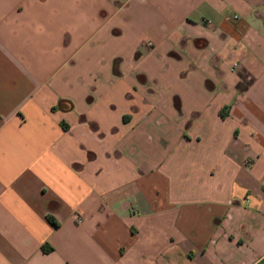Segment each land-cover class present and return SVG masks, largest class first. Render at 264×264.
Here are the masks:
<instances>
[{
	"label": "crops",
	"instance_id": "obj_1",
	"mask_svg": "<svg viewBox=\"0 0 264 264\" xmlns=\"http://www.w3.org/2000/svg\"><path fill=\"white\" fill-rule=\"evenodd\" d=\"M0 264H264V0H0Z\"/></svg>",
	"mask_w": 264,
	"mask_h": 264
},
{
	"label": "built area",
	"instance_id": "obj_2",
	"mask_svg": "<svg viewBox=\"0 0 264 264\" xmlns=\"http://www.w3.org/2000/svg\"><path fill=\"white\" fill-rule=\"evenodd\" d=\"M235 65H236V64H235ZM77 221H78V222H80V221H81V219H80V218H77Z\"/></svg>",
	"mask_w": 264,
	"mask_h": 264
},
{
	"label": "trees",
	"instance_id": "obj_3",
	"mask_svg": "<svg viewBox=\"0 0 264 264\" xmlns=\"http://www.w3.org/2000/svg\"><path fill=\"white\" fill-rule=\"evenodd\" d=\"M51 222H52L53 224H56L52 219H51Z\"/></svg>",
	"mask_w": 264,
	"mask_h": 264
}]
</instances>
